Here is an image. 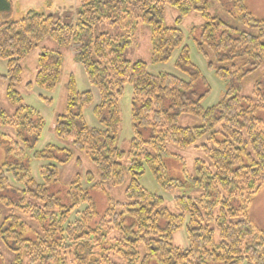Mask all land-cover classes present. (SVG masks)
I'll return each mask as SVG.
<instances>
[{
    "label": "trees",
    "instance_id": "obj_1",
    "mask_svg": "<svg viewBox=\"0 0 264 264\" xmlns=\"http://www.w3.org/2000/svg\"><path fill=\"white\" fill-rule=\"evenodd\" d=\"M226 1L239 28L212 17L207 0H79L76 11H30L19 19L13 18L12 1L0 0V60L8 68L0 80L9 81L8 98L16 108L12 114L0 110V126L12 131L0 133L7 157L0 166V245L12 256L11 264H264V231L249 217L251 203L264 187L261 80L251 96L242 91L244 80L264 64V20L253 17L245 0ZM167 7L177 11V24L193 12L205 20L196 46L209 68L227 82L222 99L210 108L203 103L211 88L189 49L181 47L182 32L164 26ZM103 24L118 34L96 35L95 28ZM141 24L151 30L153 63L168 62L180 49L176 68L185 79L152 75L144 62L125 59ZM242 25L255 31H242ZM45 39L60 48L77 47L76 61L100 95L93 110L100 127L89 128L83 110L93 103V94L79 93L70 76L67 113L57 117L55 134L73 149L47 145L37 151L44 119L22 105L15 91L23 60ZM63 65L58 50L44 49L36 85L54 91ZM127 85L133 90V138L124 152L118 147L119 100ZM185 114L199 118L201 125L180 127ZM169 145L195 147L206 159L196 161L195 174L174 176L164 160L182 159ZM75 149L95 171L77 174L63 196L54 194L59 166L72 161ZM33 161L43 163L40 181L33 176ZM77 168L81 170V161ZM146 169L161 191L174 195L177 213L141 185ZM127 178L125 200L109 199V208L99 215L89 190L105 193L107 185L122 187ZM183 227L189 242L185 248L174 241ZM5 263L0 253V264Z\"/></svg>",
    "mask_w": 264,
    "mask_h": 264
},
{
    "label": "rangeland",
    "instance_id": "obj_2",
    "mask_svg": "<svg viewBox=\"0 0 264 264\" xmlns=\"http://www.w3.org/2000/svg\"><path fill=\"white\" fill-rule=\"evenodd\" d=\"M14 4L13 18L19 19L24 17L28 12L35 11L44 13L46 15H62L64 9L73 10L79 7V0H12ZM45 2L46 4L42 3ZM209 3V14L212 17L219 18L225 23L230 24L236 28L240 26L233 19V16L229 14L232 11L230 4L226 0H207ZM248 7L251 14L257 20H264V0H247ZM70 9V10H71ZM67 12V11H66ZM178 13L174 8L167 7L165 13L164 26L168 28L177 27L183 34L182 46H186L190 52V59L192 63L201 71L203 77L207 80L211 91L208 97L204 100L203 107L205 109L210 108L219 103L224 93L226 92L227 82L216 76L208 66V61L200 54L196 46L197 40H200L202 34V27L205 20L199 13H191L181 23L177 24ZM242 31L254 32V29L247 27L240 28ZM109 33L111 35L118 34V30L109 24H103L95 28L94 33ZM58 50L64 58V65L61 80L54 91H47L39 88L36 83V74L38 70V58L41 52L44 50ZM77 47L68 46L60 48L53 40L45 39L35 47L29 56L22 62V76L21 81L16 84L15 91L19 94L22 105L34 109L44 119V126L41 134V139L36 145L37 151H42L47 145H53L59 148L73 149L70 141L61 140L55 134V124L57 117L65 115L67 113V84L69 83L70 76L73 75L76 82V88L79 93L91 92L93 94V103L83 110V118L86 126L89 128H99L100 125L94 115L93 110L100 103V95L96 88H94L88 80V77L83 67L76 61ZM180 49L173 52L170 60L166 63H153L152 56V39L151 30L148 26L141 24L137 28L135 39L130 46L126 49L125 59L135 63L142 61L147 65L148 72L152 75H158L161 73L171 74L181 79H185V76L176 68V61L179 57ZM7 62L0 60V76L5 77L7 75ZM264 74V64L262 67L248 76L242 85V91L244 96H251L253 94L255 84L261 80V87L264 92V80H262ZM8 85L7 79L0 80V110L14 113L15 106L10 103L8 98ZM132 95L133 90L130 85H127L124 91L123 97L119 100V106L122 115L121 135L118 142L120 150L127 152L130 147V141L133 138L132 129ZM201 125V120L192 115H181L179 118V126L183 128L196 127ZM0 133L12 134V131L8 128L0 126ZM204 140L197 143L200 146ZM169 150L172 154L177 155L182 160L181 162L172 158H166L164 164L167 169L174 175L183 177L186 171L190 174H195L196 161H205L206 157L202 151L197 150L195 147L189 149H179L175 146L169 145ZM7 161L5 150L0 146V166ZM81 161V170L77 168V162ZM184 163V166H183ZM43 165L42 162L33 161L31 163L32 173L37 181H40L39 167ZM183 166V167H182ZM185 169V170H184ZM60 170V183L51 187V192L63 196L67 192V188L70 183L75 181L77 174L84 176L87 172H94L95 168L92 165L90 159L78 150H73L72 161L64 166H59ZM183 171V172H182ZM128 178L126 183L122 187H112L107 185L105 187L106 192H98L95 190H89L90 196L94 200L97 206V212L102 215L108 208L111 199L115 202H123L125 200V189L128 185ZM141 185L148 190L161 196L166 203V207L173 213H177L175 208V201L173 194H166L160 190V187L154 180L150 170L146 169L145 175L141 180ZM84 188H90L85 182H83ZM182 195V194H181ZM251 214L253 216V222L258 225L264 231V187L254 197L251 203ZM76 218V217H75ZM74 218V219H75ZM73 219V220H74ZM175 244L181 247L189 246L186 227H183L179 231L175 238ZM0 253L6 259L5 264H11L12 256L0 245Z\"/></svg>",
    "mask_w": 264,
    "mask_h": 264
},
{
    "label": "crops",
    "instance_id": "obj_3",
    "mask_svg": "<svg viewBox=\"0 0 264 264\" xmlns=\"http://www.w3.org/2000/svg\"><path fill=\"white\" fill-rule=\"evenodd\" d=\"M12 1V0H11ZM71 1V0H70ZM72 1H76V0H72ZM246 1V4H247V0H245ZM12 3H13V1H12ZM42 3H44V4H46L44 1L42 2ZM13 6H14V4H13ZM247 7H248V4H247ZM71 9V8H70ZM67 10L66 8L64 9V12H66V11H76V9L77 8H75V9H71V10ZM248 9H249V7H248ZM249 11H250V9H249ZM252 212H251V208H250V212H249V217H250V220H251V222L255 225V226H258V225H256L254 222H253V216H252V214H251ZM259 228V227H258ZM261 229V228H260ZM262 230V229H261Z\"/></svg>",
    "mask_w": 264,
    "mask_h": 264
}]
</instances>
